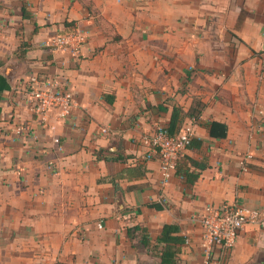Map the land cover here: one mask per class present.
<instances>
[{"label":"crops","instance_id":"crops-1","mask_svg":"<svg viewBox=\"0 0 264 264\" xmlns=\"http://www.w3.org/2000/svg\"><path fill=\"white\" fill-rule=\"evenodd\" d=\"M89 2L0 0V264H159L165 224L188 239L176 264H264V0ZM72 25L80 50L49 46ZM34 74L71 89L70 117L41 121ZM173 113L195 140L165 177L143 138ZM223 203L261 219L208 249L196 218Z\"/></svg>","mask_w":264,"mask_h":264},{"label":"built area","instance_id":"built-area-1","mask_svg":"<svg viewBox=\"0 0 264 264\" xmlns=\"http://www.w3.org/2000/svg\"><path fill=\"white\" fill-rule=\"evenodd\" d=\"M85 39L82 31L75 27L56 36L49 46L72 48L77 51L82 48ZM24 87L32 110L43 123L53 112L60 120L71 116L73 92L57 77L34 74L25 81ZM193 134V124L183 123L175 134L169 133L166 127H160L143 138L144 142L159 154L163 176L168 177L177 169L178 160L189 147ZM196 219L202 228L203 245L206 248L210 249L213 244L219 243L223 248L231 249L246 224L260 221L261 212L238 204L223 203L219 206L207 205Z\"/></svg>","mask_w":264,"mask_h":264},{"label":"trees","instance_id":"trees-1","mask_svg":"<svg viewBox=\"0 0 264 264\" xmlns=\"http://www.w3.org/2000/svg\"><path fill=\"white\" fill-rule=\"evenodd\" d=\"M84 2V5H89L88 3L89 0H81ZM75 29V26L68 27L67 30H73ZM10 83L7 79V77L0 72V102L3 98V92L7 89L10 88ZM197 106L194 107L193 110H190L188 112V115L191 117L198 116L200 113V108L201 103L197 101ZM175 111V110H174ZM0 118H1V106H0ZM177 123V118H176V113H173L171 123H170V129L168 130L169 133L175 134L178 132V130H174V127L176 126ZM182 121L177 124L180 127V124ZM177 126V127H178ZM209 130H210V135L212 137H218V138H223L227 136L228 132V126L224 122L220 121H212L209 123ZM194 138H192L190 145L194 143ZM189 145V146H190ZM97 156L99 157H104L106 159L112 158L111 154L107 152L105 149H100L99 152L97 153ZM115 158L122 159V157L116 156ZM206 165L202 164L201 168H204ZM178 171V165L177 169ZM181 171V169H179ZM185 174L187 177L191 180H195L198 178L199 173H192L191 171H185ZM158 206V205H156ZM135 228H140V226H136ZM179 231V226L175 224H165L163 226V230L161 233V236L158 238V243H163L164 249L161 253V261L159 264H176L177 260L179 259V252L181 249V245L185 243L186 241V236L178 234ZM252 264H258V263H252Z\"/></svg>","mask_w":264,"mask_h":264}]
</instances>
